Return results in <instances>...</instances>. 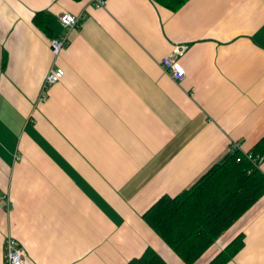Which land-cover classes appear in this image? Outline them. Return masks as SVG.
I'll list each match as a JSON object with an SVG mask.
<instances>
[{
  "label": "crops",
  "instance_id": "1",
  "mask_svg": "<svg viewBox=\"0 0 264 264\" xmlns=\"http://www.w3.org/2000/svg\"><path fill=\"white\" fill-rule=\"evenodd\" d=\"M63 11L79 25L55 58ZM53 64L65 74L39 101ZM263 135L264 0H0V264L7 233L34 264H126L147 246L184 264L143 213ZM240 232L228 264H264V194L196 264Z\"/></svg>",
  "mask_w": 264,
  "mask_h": 264
},
{
  "label": "trees",
  "instance_id": "2",
  "mask_svg": "<svg viewBox=\"0 0 264 264\" xmlns=\"http://www.w3.org/2000/svg\"><path fill=\"white\" fill-rule=\"evenodd\" d=\"M80 1V0H75ZM177 11L188 0H154ZM48 16L36 12L34 24L49 31ZM264 157V135L248 151ZM264 194V172L241 151L227 153L189 188L174 196H162L143 219L184 264H196L217 238ZM245 245L240 232L205 264H228ZM126 264H169L153 247Z\"/></svg>",
  "mask_w": 264,
  "mask_h": 264
},
{
  "label": "built area",
  "instance_id": "3",
  "mask_svg": "<svg viewBox=\"0 0 264 264\" xmlns=\"http://www.w3.org/2000/svg\"><path fill=\"white\" fill-rule=\"evenodd\" d=\"M94 7H103L105 5V0H90ZM79 15L71 14L67 11H63L58 14V21L63 27V32L55 38L49 39L50 50L55 56L63 51V49L68 45V32L79 25ZM175 51L181 53L179 47H175ZM178 53V54H179ZM161 67L169 74V76L176 82H181L185 77V69L178 62V60L172 55H166L160 60ZM65 71L62 67L57 65H52L48 72L46 73L41 92L39 94V101H43L47 98L49 88L59 82L63 78ZM235 151H241L238 142H231L229 152L233 153ZM249 160L252 161L254 166L261 169V163L264 160V157H253L252 154L248 151L242 152ZM264 172V171H263ZM5 208L7 211H10L12 204L6 199ZM3 250H4V260L3 264H34L29 260L27 253L24 248L19 244V242L13 237L10 233H7L3 238Z\"/></svg>",
  "mask_w": 264,
  "mask_h": 264
}]
</instances>
